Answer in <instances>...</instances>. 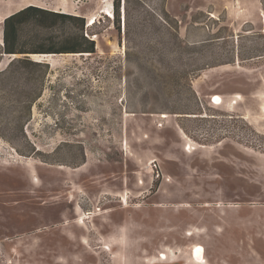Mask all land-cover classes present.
Instances as JSON below:
<instances>
[{"label": "rangeland", "instance_id": "374dc122", "mask_svg": "<svg viewBox=\"0 0 264 264\" xmlns=\"http://www.w3.org/2000/svg\"><path fill=\"white\" fill-rule=\"evenodd\" d=\"M125 1L0 0L97 51L48 56L27 139L0 87V264H264V0Z\"/></svg>", "mask_w": 264, "mask_h": 264}, {"label": "trees", "instance_id": "16d2710c", "mask_svg": "<svg viewBox=\"0 0 264 264\" xmlns=\"http://www.w3.org/2000/svg\"><path fill=\"white\" fill-rule=\"evenodd\" d=\"M120 6V0H113V25L118 31L120 10H123L124 24L126 25L128 21L127 2H124V6ZM85 25L82 16L34 5L24 7L3 20L0 56L12 59L0 71V87L9 97H17V100L23 103V114L16 117V123L25 138L23 124L30 121L32 108L42 96L50 72L49 64L34 61V57L95 55L96 44L85 32ZM193 99L199 104L195 95ZM186 107L189 110L186 114H201L198 113L199 110L192 111L189 106ZM0 137L9 140L3 132H0ZM32 154L36 155L34 151Z\"/></svg>", "mask_w": 264, "mask_h": 264}, {"label": "bare ground", "instance_id": "6f19581e", "mask_svg": "<svg viewBox=\"0 0 264 264\" xmlns=\"http://www.w3.org/2000/svg\"><path fill=\"white\" fill-rule=\"evenodd\" d=\"M112 8H113V5H112ZM105 11H109V13H111L110 7L107 8V9H104V10H100L99 13L107 15V13H106ZM109 13H108V14H109ZM7 15H8V14H6L5 16H7ZM3 18H4V16H3ZM3 18H2V19H3ZM2 19L0 20V39L2 38V32H1V31H2L1 25H2V22H3ZM91 21H92V22H91ZM96 21H97V17H96V15H92L91 17L88 18V26H91V25L95 24ZM0 44L2 45V42H1V41H0ZM42 57L45 58V59L48 61V63H50V64L52 65L53 60L50 59V58L48 57V55H46V56H42ZM35 61H41V59H35ZM214 102L217 103V104H221V103H222V98H221L219 95H216V96H214ZM162 117H166V116L163 115ZM187 149H188V148H187ZM187 149H185V150L187 151ZM82 222H83V221H82ZM83 224H84V223H83ZM195 253H196V259H198L199 261H202V260H203V256H202L201 251H200V250H197V251H196V248H195V249H193V250L191 251V254H192L193 257H195ZM164 257H166V256L163 255L162 258H164Z\"/></svg>", "mask_w": 264, "mask_h": 264}, {"label": "crops", "instance_id": "0c3cea01", "mask_svg": "<svg viewBox=\"0 0 264 264\" xmlns=\"http://www.w3.org/2000/svg\"><path fill=\"white\" fill-rule=\"evenodd\" d=\"M28 6H29V5H28ZM26 7H27V6H26ZM18 11H19V10H18ZM14 13H15V11H14ZM11 14H13V12L10 13L9 15H11ZM9 15H7V16H9ZM7 16H6V17H7ZM1 39H2V38H1ZM9 60H10V59H9ZM8 63H9V61L5 64V67L7 66ZM5 67H4V68H5ZM4 68H2L1 70H3ZM1 70H0V71H1Z\"/></svg>", "mask_w": 264, "mask_h": 264}, {"label": "water", "instance_id": "95a60500", "mask_svg": "<svg viewBox=\"0 0 264 264\" xmlns=\"http://www.w3.org/2000/svg\"><path fill=\"white\" fill-rule=\"evenodd\" d=\"M2 40V39H1ZM12 59V58H11ZM11 59L9 60V62L11 61ZM35 61V60H34ZM47 64H49L48 62H46Z\"/></svg>", "mask_w": 264, "mask_h": 264}, {"label": "built area", "instance_id": "2783aa9c", "mask_svg": "<svg viewBox=\"0 0 264 264\" xmlns=\"http://www.w3.org/2000/svg\"><path fill=\"white\" fill-rule=\"evenodd\" d=\"M111 11H112V9H111Z\"/></svg>", "mask_w": 264, "mask_h": 264}]
</instances>
